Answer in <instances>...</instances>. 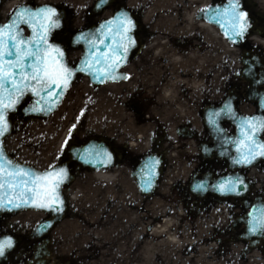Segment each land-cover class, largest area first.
<instances>
[{"label":"flooded vegetation","instance_id":"1","mask_svg":"<svg viewBox=\"0 0 264 264\" xmlns=\"http://www.w3.org/2000/svg\"><path fill=\"white\" fill-rule=\"evenodd\" d=\"M96 1L0 0V21H8L14 9L19 6L35 7L44 3L58 6L65 15L64 29L55 32L53 39L65 47L69 56L73 50H79L80 53L83 51L82 46L74 47L71 43L74 32L96 25L115 13L130 12L137 21L133 31L134 44L121 69L126 79L117 82L126 84L119 86L118 91H111L110 95H105L103 91L98 99L105 108L109 98H112L115 110L112 113L115 125L113 136L106 131L105 121L110 117L105 113L101 118L99 133L77 144L92 137L107 142L117 156V163L120 161L128 166L130 172L146 155H159L162 158L160 181L170 173L180 175L181 152L187 156L192 154L191 158L195 162L183 158L186 163H192L187 183L180 184L178 176L172 186V189L178 190L180 199L169 201V204L180 210V238L183 231L197 238L199 226L204 222L210 228L207 236H212L209 243L215 246L214 250L219 251L220 256L222 252L228 251L229 243L222 236H232L235 224L239 226L236 237L246 242L243 254L245 264H260L264 259V234L260 239L243 238L242 235L246 233L242 222L252 206L264 205V157H258L250 166H232L231 160L235 157V152L229 141L236 136L233 118L226 115L218 117L217 124L221 128L219 135H215L207 123L210 117L216 118L211 111H215L222 103H230L233 114L256 120L258 144H264V129L259 125V121L264 120V0H244L252 26L240 47V60L244 58L247 61L257 55L256 59L247 61L252 70L246 77H242L240 73L244 66L241 64L233 79L231 74L225 79L224 92L219 98L213 43L217 30L213 25L204 22L208 28L197 31L184 30L181 25L152 23L151 17L162 10H152V0H107L99 8L96 7ZM218 1L206 0L205 5L197 11ZM175 8L179 13L183 10L180 0ZM197 11L194 13L195 17ZM74 16L83 18L75 24ZM253 46L258 49L256 53L248 49ZM198 55L203 57L201 62ZM175 58L180 59L181 75L189 78L192 73L199 72L196 88L192 89L189 84H185L180 91H162L164 83L169 79L168 75L179 70L176 68L170 73L169 60ZM77 59L71 63L74 64ZM203 63L206 64L201 67ZM28 101L26 99L24 103ZM222 137L228 139L226 144L221 141ZM64 160H70L67 153ZM226 175H238L248 182L249 188L243 196L219 197L211 193L196 196L190 191L193 176L199 179L206 176L212 185L218 178ZM234 213L236 218L233 221ZM16 214H0V240L9 237L14 240V246L8 250L6 258L0 264H88L92 260L94 252L90 251L92 247L87 243L78 252L76 250L79 247L69 248L62 237H53V231L62 221L51 230L38 234L35 232L36 226L48 216L38 219L25 230L23 222L12 219ZM216 215H220L222 221L213 219ZM192 249L195 252L197 246ZM253 253L257 254L253 261H246Z\"/></svg>","mask_w":264,"mask_h":264},{"label":"rangeland","instance_id":"2","mask_svg":"<svg viewBox=\"0 0 264 264\" xmlns=\"http://www.w3.org/2000/svg\"><path fill=\"white\" fill-rule=\"evenodd\" d=\"M76 1L80 2V0ZM177 2L178 0H152L150 2L152 10L162 9L157 12V15L151 17L152 23L181 25L184 30H204L205 26L200 25L201 22L194 17V13L205 5L206 0H180V7L183 9L180 13L175 8ZM163 8L167 10L164 11ZM82 18V16H74L75 24ZM213 43L216 60V90L217 98H219L224 92L225 79L230 74L233 79L234 74L239 70L242 50L226 43L218 31ZM248 49L253 50V53L258 51L256 46ZM79 54V50L71 51L70 61L73 62ZM205 64L203 63L201 67ZM179 67L171 63L170 73ZM170 76L169 74L168 77ZM125 84L111 83L94 86L85 77L79 76L58 110L50 117L44 119L23 117L20 113L11 115L12 131L5 139L7 151L18 161L40 169L50 167L65 158L64 151L70 143L81 142L99 133L101 118L105 113H108L110 117L105 121L106 131L113 136L115 125L112 113L115 110L112 98H109L110 101L105 108L98 99L103 91L105 95H110L111 91H118L119 86ZM74 124L75 128L72 127ZM69 129H72L70 137ZM65 140L68 141L67 144ZM57 145L62 152L54 151ZM191 151H194V148H191ZM191 157L192 154L187 156L181 152L180 175L177 173L164 175L157 190L151 196L139 193L130 176V168L121 164L120 161L106 171H94L71 163L75 178L64 189L68 209L64 220L53 231V237H62L69 248L79 247L76 250L78 252L83 248V244L87 243L89 247L91 246L90 251L94 253L88 264H122L116 260L124 256L119 249H116V240L121 236L128 239L140 230L153 235L155 234L153 229L162 225L165 219L169 220L176 237L180 238V210L169 204V201L180 199L178 190L172 189V186L178 176H180V184L187 183L192 166L190 162L194 161ZM183 158L190 162L186 163ZM44 216L42 212L26 210L17 213L12 219L23 222L26 230ZM219 216H213V219L222 221L223 218ZM235 218L236 213L233 215V221ZM200 226L199 233L201 231L207 235L210 231L207 224L203 222ZM238 231L239 226L234 224L232 236L230 234L225 235L226 237L222 236L223 239L227 238L229 243L228 251L222 252L220 258L227 253L245 256L243 254L246 242L236 237ZM186 233L189 234L187 231ZM255 255L257 254H252L253 257ZM237 264H245V260L240 258Z\"/></svg>","mask_w":264,"mask_h":264},{"label":"snow or ice","instance_id":"3","mask_svg":"<svg viewBox=\"0 0 264 264\" xmlns=\"http://www.w3.org/2000/svg\"><path fill=\"white\" fill-rule=\"evenodd\" d=\"M228 14L231 20L230 31L237 36H243L248 29V22L247 14L240 10L239 0H235V3L230 5ZM106 23L109 25L115 23V31L121 36L120 46L112 50L113 57H105V60L110 61L107 67L114 69L123 58L115 54L121 49L126 53L128 47L134 43L131 33L135 24L126 12H121L112 21ZM19 24L30 25L35 35L27 40L23 39ZM58 27L60 20L54 7H42L35 11L24 8L17 13L16 20L0 26V135L8 129L9 110H15L27 90H31L34 95L47 93L51 98L50 103L54 105L55 99L63 94V89L67 88L72 69L62 62L64 53L60 48L48 43L49 33ZM97 62H100L99 59ZM56 89L61 91L56 92ZM41 98L43 99V96ZM33 110L37 109L33 108ZM47 110L50 111L51 108ZM259 125L264 129V120L259 121ZM249 126L253 133L257 131L255 123ZM72 127L75 128L76 125ZM244 134L250 147L246 152L242 151L234 163L248 165L258 156L264 157V144H259L260 150L257 151L255 136H248L247 132ZM71 135L72 129H69V137ZM67 143L68 141L65 140V144ZM105 155L110 160V155L107 153ZM3 160L4 154L0 152V161ZM5 163L12 168L10 161ZM66 176L64 169L37 175L19 166L8 171L0 164V190L12 194L13 198L8 199V204L13 207H20L30 202L33 206L46 209L50 213H60L63 211L64 201L60 197L59 188ZM243 184L244 181L237 177L234 180L222 181L216 188L221 193H238ZM200 187L202 185H197V188ZM17 199L19 203H16ZM247 231L252 234L264 232V219H253ZM12 246L13 240L10 237L0 242V256H4L6 249Z\"/></svg>","mask_w":264,"mask_h":264},{"label":"water","instance_id":"4","mask_svg":"<svg viewBox=\"0 0 264 264\" xmlns=\"http://www.w3.org/2000/svg\"><path fill=\"white\" fill-rule=\"evenodd\" d=\"M106 0H99L98 5L101 4L102 2H105ZM240 2V10L244 11L246 14V10L243 7V1L239 0ZM235 3V0H224L223 2L217 3L215 5L210 6L208 9L205 10L204 12V17L206 18L207 21L210 23L216 25L222 35L229 40L230 42L238 45L241 44L244 39L245 35L248 32V29L246 33L243 36H237L235 35L232 31H230V25H231V20L228 14V10L231 4ZM42 7H54L52 5H42L39 7L35 8H28L31 11H35L38 8ZM57 11L59 20H60V27L53 29L49 35H48V43L55 45L60 48V50L64 53L63 56V63L67 65L69 68L72 69V74L68 82L67 88L63 89V94L60 95L58 98L55 99L54 105L50 103L51 98L48 96L47 93H38V94H33L31 90H27L23 96V98L20 100V102L17 104L15 110H9V114L16 112L19 104L22 102V100L26 97L29 96L31 97V102L24 106L22 108V113L25 116H38V117H48L51 115L60 105L62 102L64 96L66 95L68 88L72 84V82L75 80L76 74H83L89 78V80L94 83V84H103L106 82H111V81H116L122 78L121 73L119 72L120 67L125 63V60L128 56V52L124 53L123 49H121L118 53L115 55L122 56V60L119 62L118 66L115 67L114 69H109L107 67L108 63L110 61L105 60V57H113V49L118 48L121 43V36L118 32L115 31V23L109 25L106 22L112 21L114 17L118 16L120 13L116 14L112 18L106 19L102 22H100L97 26L91 27L87 30L77 32L74 37H73V43L74 44H81L84 47V53L80 60L77 62L75 66H70L67 62L66 59V52L64 48L56 43L51 41V36L53 34L54 30H58L62 27V18L63 15L61 12L54 7ZM22 9L24 8H18L14 11L13 15L10 17L9 21L7 23H10L12 20L17 19V13L21 12ZM127 13V12H126ZM127 15L133 20L134 24H136L135 20L133 19L132 15L127 13ZM248 22V28L250 26L249 20L247 18ZM5 23V24H7ZM4 24L0 23V26ZM21 24H19L20 26ZM25 25L28 30H29V35L24 34V29L20 28L21 30V37L25 40L33 37L35 35L33 28L28 25V24H23ZM104 25V27H101ZM6 31V30H5ZM103 41V43H101ZM132 46V44L128 47V49ZM9 59V58H6ZM99 59L100 62H97ZM87 61V63H85ZM56 92H60L61 89H56ZM43 96V99L41 98ZM51 108L50 111H48V108ZM33 108L37 110H33ZM39 109H44V110H39ZM231 111V107L227 105H223L221 108L217 110V113H229ZM8 114V116H9ZM210 127L212 131L215 133H219L220 129L214 119L210 118ZM213 120V121H212ZM236 123V131L237 135L235 139L233 140V150L235 151V157L232 159V164L241 166L245 164H237L234 163L236 159H238L241 155V152H246L248 148L250 147L247 137L245 136V132L248 133V136H255V140L257 142V131L253 133L250 130V124L255 123V121H251L242 117H237L235 119ZM257 130L258 127L256 126ZM11 131V121L9 119V126L6 132H4L2 135H0V152H3L4 154V160L0 161V164H2L8 171H12L13 168L16 166H19L20 168L26 169L31 171L32 173H35L37 175H43L45 172H58L60 169H64L65 172L67 173L66 178L63 180V182L60 184L59 188V194L61 199L64 201V197L62 195V190L61 187L69 183L72 180V176L69 173L68 166L66 163L60 164L58 166L45 169V170H38L37 168L15 161L5 150L4 147V137L8 135ZM238 148H240V151H238ZM256 150L259 151L258 147V142L256 145ZM69 152L72 155V158L76 160L77 162L81 163L82 166L88 167L91 169H104L111 167L115 160V154L114 152L110 149L109 145L106 144L103 141H97L95 139L89 140L87 143L80 145V146H72L69 149ZM105 153L110 155V160L107 158ZM259 157V156H258ZM257 157V158H258ZM257 158L252 162L254 163ZM5 161H10L12 164V168H9L8 165L5 163ZM251 163V164H252ZM161 164V158L160 156L156 155H148L144 159L141 160V162L138 164V166L135 168V170L132 172V176L135 178L136 184L140 190L141 193L144 194H151L155 186L157 184V180L160 176V167ZM245 165V166H249ZM239 177L241 180H243L240 176H224L219 178L214 185H209L207 179H194L191 183L190 190L196 194V195H204L208 191L219 195V196H232L234 198H239L242 196L244 191L247 189V183L244 181L243 186L239 189L238 193H221L220 191L217 190L216 186L221 183L224 180L227 179H235ZM197 185H202V187L197 188ZM0 213L2 212H16L19 210H24V209H37V210H43L51 215V218L48 220L43 221L36 229L37 233L45 232L47 231L56 221L60 220L65 212V201L63 204V211L60 213H50L46 209L38 208L33 206L32 203H27V204H22L20 207H13L12 205L8 204V199L13 198L11 193H6V190H0ZM20 201L17 199L16 203H19ZM260 220L264 219V206L263 205H256L252 207L251 211L249 212L247 219L245 221L246 224V232L248 236H256L260 237L262 232H257L255 234L249 233L247 229L250 227V222L253 220ZM6 239V238H5ZM0 240V242L4 241ZM12 239V238H11ZM13 240V239H12ZM13 245H14V240H13ZM13 247V246H12ZM6 249V253L8 251ZM6 256H0V261Z\"/></svg>","mask_w":264,"mask_h":264},{"label":"bare ground","instance_id":"5","mask_svg":"<svg viewBox=\"0 0 264 264\" xmlns=\"http://www.w3.org/2000/svg\"><path fill=\"white\" fill-rule=\"evenodd\" d=\"M200 25L204 26L203 23ZM198 59L201 62L202 55H198ZM169 61L180 66L178 58ZM199 77V72H196L187 78L180 74L179 68L178 72L171 75L164 83L162 91H180L185 84H189L192 89L196 88ZM54 151L61 152L62 150L57 145L54 147ZM199 230H201V226H199ZM153 232L155 234L148 235L147 231L140 230L128 239L123 236L119 237L116 240V249H119L124 256L116 259L117 262L122 264H237L238 259H244L240 254H236V256L231 253L220 258L219 251L214 250L215 246L209 243L212 236H207L201 231L197 238L187 234L186 231H183V239L176 237L168 219H165L162 225L155 227ZM204 243L205 245H203ZM194 246H197L195 252L192 249ZM235 256L236 258H234ZM252 259L253 256L250 255L246 261L252 262ZM260 264H264V259Z\"/></svg>","mask_w":264,"mask_h":264}]
</instances>
